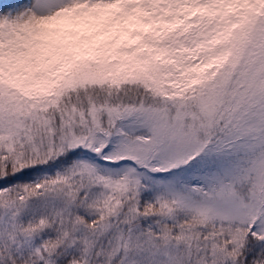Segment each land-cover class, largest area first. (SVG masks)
Here are the masks:
<instances>
[{
    "label": "snow or ice",
    "instance_id": "1",
    "mask_svg": "<svg viewBox=\"0 0 264 264\" xmlns=\"http://www.w3.org/2000/svg\"><path fill=\"white\" fill-rule=\"evenodd\" d=\"M0 264H264V0H0Z\"/></svg>",
    "mask_w": 264,
    "mask_h": 264
}]
</instances>
